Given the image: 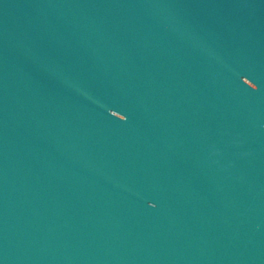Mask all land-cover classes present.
Here are the masks:
<instances>
[{
    "label": "water",
    "instance_id": "1",
    "mask_svg": "<svg viewBox=\"0 0 264 264\" xmlns=\"http://www.w3.org/2000/svg\"><path fill=\"white\" fill-rule=\"evenodd\" d=\"M0 264H264V0H0Z\"/></svg>",
    "mask_w": 264,
    "mask_h": 264
}]
</instances>
